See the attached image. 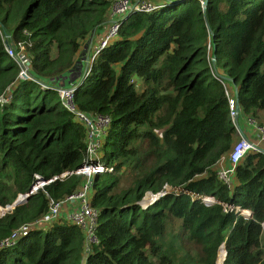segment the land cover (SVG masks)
Masks as SVG:
<instances>
[{
  "label": "trees",
  "instance_id": "trees-1",
  "mask_svg": "<svg viewBox=\"0 0 264 264\" xmlns=\"http://www.w3.org/2000/svg\"><path fill=\"white\" fill-rule=\"evenodd\" d=\"M150 1L152 11L120 20L73 89L79 111L109 117L98 161L111 170L91 177L88 195L98 243L83 255L82 232L64 213L41 221L48 197L82 184L70 175L0 216V240L18 232L0 264H264V151L243 155L230 187L214 171L235 140L221 82L243 113L264 117V0ZM110 2L0 0V207L85 159V129L53 87L106 24ZM18 42L28 78L4 51ZM146 192L161 195L141 208Z\"/></svg>",
  "mask_w": 264,
  "mask_h": 264
},
{
  "label": "built area",
  "instance_id": "built-area-1",
  "mask_svg": "<svg viewBox=\"0 0 264 264\" xmlns=\"http://www.w3.org/2000/svg\"><path fill=\"white\" fill-rule=\"evenodd\" d=\"M156 7L157 3L150 0H111L107 13V22L103 26V31L101 32L97 43L91 49L90 55L87 59V67H89L91 60L100 52V50L103 49L116 35L119 29L120 20H122L124 16L132 11L147 13ZM15 46L16 49L10 44L4 43V51L6 55L16 63L18 68L17 77L28 78L29 58L27 53L24 51L23 45L21 43L18 42ZM212 76L215 77L213 73ZM221 84L227 101L228 117L234 131L235 140L227 155L225 157H220V159L215 163L214 171L216 177L224 185L230 187L233 180L235 164L247 151L260 150L257 143L253 142L243 134L241 124H245L252 130L257 141L264 143V119L255 118L251 115L243 113L236 102L233 89L222 82ZM41 86L43 88L48 87L47 85L42 84ZM74 86L53 88L59 99L61 107L72 114L73 117L79 121L85 129L87 139L86 157L83 159L82 164L79 167L69 171H64L63 173L47 180H37L26 193L21 195L34 193L37 189H42L43 185L54 179H62L70 175H81L83 178L82 184L75 191L66 195L63 199L57 201L48 197L47 214L41 218V221L51 222L52 220L56 219L60 213H64V218L68 222L78 226L81 230L83 237L82 250L83 255H85L92 245L98 243V239L95 234L98 211L95 207L90 205L88 196L90 181L87 179H91L94 174L108 173L111 170L110 166L102 164L98 161L100 155L97 151L101 145V138L106 134L109 124V117L100 113L87 114L79 111L73 102ZM4 101L5 99L1 95L0 103ZM170 189H173L177 192H183L190 197L200 199L207 204L215 202L213 197H211L212 199L210 201H205L203 200L204 196L201 194L182 190L181 188H172L167 185L164 186L165 191ZM155 195L159 196L161 194L157 193ZM45 196L47 197V194H45ZM222 206L232 209L245 218H249L251 215V212L247 209V213L245 215L241 214L236 209L237 206H233L231 204H222ZM13 207V201L4 207H0V216H2L5 211L11 210ZM260 227L262 230H264V219L260 222ZM22 228L23 227H20V229ZM17 235V230L12 231L8 237L0 240V247L12 244L18 237Z\"/></svg>",
  "mask_w": 264,
  "mask_h": 264
},
{
  "label": "crops",
  "instance_id": "crops-1",
  "mask_svg": "<svg viewBox=\"0 0 264 264\" xmlns=\"http://www.w3.org/2000/svg\"><path fill=\"white\" fill-rule=\"evenodd\" d=\"M103 31V27L94 33H91L88 37H86L85 41L81 45L78 55L76 58V61L74 62V65L72 68L65 74L64 77L61 79H58L57 85L59 86H74L79 78H80V67H84L87 64V59L89 57V54L91 52L92 47L97 43V40L100 37L101 32ZM258 118H262V116L259 114L257 116ZM241 128L243 131V134L251 139L253 142L257 143L259 145V149L264 151V143H261L256 140L255 134L252 132V130L247 127L245 124H241Z\"/></svg>",
  "mask_w": 264,
  "mask_h": 264
},
{
  "label": "rangeland",
  "instance_id": "rangeland-1",
  "mask_svg": "<svg viewBox=\"0 0 264 264\" xmlns=\"http://www.w3.org/2000/svg\"><path fill=\"white\" fill-rule=\"evenodd\" d=\"M149 1V0H148ZM200 1H203V0H200ZM82 69H83V67L81 66L80 67V73H81V71H82ZM54 87H68V86H59V85H55ZM262 116V118H259V119H264V117H263V115H261ZM99 150H100V152H99ZM103 150L106 152L108 149L107 148H102V147H100V148H98L97 149V151H98V153L99 154H101V155H103ZM124 176V174L122 175V177ZM122 182H123V184L121 185V187H124L125 185H127V182H128V180H127V178L126 177H123L122 178ZM11 210H7V211H5V213H8V212H10ZM263 236H264V230H262V232H261V234H260V238H263ZM217 252V251H216ZM216 257V256H215Z\"/></svg>",
  "mask_w": 264,
  "mask_h": 264
},
{
  "label": "water",
  "instance_id": "water-1",
  "mask_svg": "<svg viewBox=\"0 0 264 264\" xmlns=\"http://www.w3.org/2000/svg\"><path fill=\"white\" fill-rule=\"evenodd\" d=\"M201 4H202V6H203V5H204V1H203ZM123 18H125V17H123ZM212 59H213V57H212ZM86 69H87V64L83 67V69H82V71H81V76H83V75L85 74ZM87 180L90 181V178H88ZM28 195H29V194H28ZM28 195H26V194H25V195H21V194H19V195L17 196V198H15V200H13V206H16V205L22 203V202L26 199V197H27ZM157 197H158V196L155 195V197L152 199V201H153L154 199H156ZM209 197H211V196H209Z\"/></svg>",
  "mask_w": 264,
  "mask_h": 264
},
{
  "label": "bare ground",
  "instance_id": "bare-ground-1",
  "mask_svg": "<svg viewBox=\"0 0 264 264\" xmlns=\"http://www.w3.org/2000/svg\"><path fill=\"white\" fill-rule=\"evenodd\" d=\"M203 196H204V195H203ZM154 197H155V194H152V193L146 192V193L144 194V196L142 197V199L139 201V204H140L141 206H144V205L150 203ZM203 200H205V201H209V199H208L207 196H204V197H203Z\"/></svg>",
  "mask_w": 264,
  "mask_h": 264
}]
</instances>
